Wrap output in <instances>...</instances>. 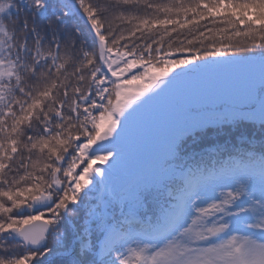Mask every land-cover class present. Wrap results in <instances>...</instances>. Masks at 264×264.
<instances>
[{"label": "snow or ice", "instance_id": "snow-or-ice-1", "mask_svg": "<svg viewBox=\"0 0 264 264\" xmlns=\"http://www.w3.org/2000/svg\"><path fill=\"white\" fill-rule=\"evenodd\" d=\"M211 73L243 76L223 123L264 131V0H0V264H264V151L185 155L207 122L168 117L131 199L93 195L150 110Z\"/></svg>", "mask_w": 264, "mask_h": 264}, {"label": "rangeland", "instance_id": "rangeland-1", "mask_svg": "<svg viewBox=\"0 0 264 264\" xmlns=\"http://www.w3.org/2000/svg\"><path fill=\"white\" fill-rule=\"evenodd\" d=\"M242 81L243 76L241 73H211L187 80L180 89L171 93L166 101L150 110L157 113L147 118L142 132L137 130L133 131L129 150L126 149L124 159L116 169L129 164L130 156H136L141 151L142 153L144 152L145 155H154L157 151L164 148L167 135L164 121L168 117L175 118L178 116L182 121L188 123L199 122L195 114L189 113L188 107L190 105L194 104L197 108V105L204 103L208 104L209 106H203L201 113L202 116H206V118L207 116H211L214 112L222 115L243 113L246 109L245 91ZM186 92L187 97L183 95ZM220 102L222 104L226 103L222 105L223 108L219 104ZM205 120L212 121L213 118H207ZM158 124H160V126L157 130H154L155 126ZM152 131H154V133L140 147L138 144V137L141 135L147 136ZM139 156L140 155H137L134 160L137 165H140V161H143L146 165V160H142ZM145 165L143 164L142 168H137L138 171L141 172V169H144ZM151 169L155 168L152 166Z\"/></svg>", "mask_w": 264, "mask_h": 264}, {"label": "trees", "instance_id": "trees-1", "mask_svg": "<svg viewBox=\"0 0 264 264\" xmlns=\"http://www.w3.org/2000/svg\"><path fill=\"white\" fill-rule=\"evenodd\" d=\"M53 3V0H49V5ZM24 13H21V17H23ZM177 69L176 71H179ZM221 115V114H220ZM222 116V115H221ZM218 116V118H214L213 122H207L205 128L200 131L197 130L193 135L186 137L184 143V154L191 155L195 154L197 156H204L205 163L214 164L219 167V163H223L231 153L233 157H236L239 153L254 150L256 153L264 151V131H261L259 126H253L248 123L240 124L239 126H229L228 124H224L223 121L225 118L231 120L233 117L231 116ZM218 123L220 126H217ZM136 158V157H135ZM139 158L142 160H146V165L143 161H140L139 168H142V165H145L142 176H136L133 178V184L131 183L128 187H123L116 183L111 177L107 178L106 185L103 186L102 192L97 194L93 193L94 196H107L108 198L113 199L114 203L116 202L115 193L118 192L121 194L122 199L120 203L122 204L126 200L131 199V193L127 190L133 187L136 183L142 182L146 179H150V172L153 170L151 167L154 166V162H152L153 158H148L144 155H140ZM35 159V157H33ZM148 160V161H147ZM134 164V165H131ZM98 167L103 168V164L98 163ZM130 168L129 172L132 171L135 166V162H133V158H130ZM119 173V172H118ZM115 176V175H114ZM119 181L124 182L127 177L122 176V172L120 171L118 175ZM110 181V182H109ZM115 190V192H114ZM83 196V193H81ZM96 201L92 199V197L87 198L82 203V210L78 213V215L72 217V221L75 227H70L69 224L65 223L63 227V231L66 233L65 246L71 247L73 234L76 230L81 227V223L84 220V211L83 208L86 207L89 203H95ZM63 259L58 258L55 261V264H64Z\"/></svg>", "mask_w": 264, "mask_h": 264}]
</instances>
